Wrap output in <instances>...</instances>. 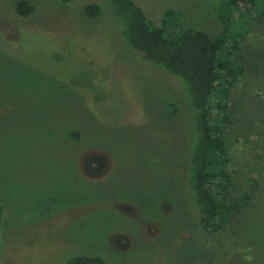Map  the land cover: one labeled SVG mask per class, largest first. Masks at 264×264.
I'll return each instance as SVG.
<instances>
[{"label":"rangeland","instance_id":"374dc122","mask_svg":"<svg viewBox=\"0 0 264 264\" xmlns=\"http://www.w3.org/2000/svg\"><path fill=\"white\" fill-rule=\"evenodd\" d=\"M23 1L33 7L27 16L17 11ZM134 1L157 25L175 9L212 36L220 26L216 0ZM92 2L0 0V264L78 255L264 264L260 12L239 11L237 24L251 23L236 54L246 75L226 101L229 199L238 207L223 229L204 232L188 188L191 112L171 75L144 62L111 18L86 15Z\"/></svg>","mask_w":264,"mask_h":264},{"label":"trees","instance_id":"16d2710c","mask_svg":"<svg viewBox=\"0 0 264 264\" xmlns=\"http://www.w3.org/2000/svg\"><path fill=\"white\" fill-rule=\"evenodd\" d=\"M58 1L70 4L75 0ZM94 1L86 5V15L90 19L111 18L121 40L124 39L144 62L170 74L172 84L179 88L194 122L189 133L190 202L197 208L198 228L204 232L220 231L238 207L229 199L226 101L236 83L246 75V66L236 54L242 52L241 42L251 23L246 21L240 27L237 21L241 9L255 7L260 12L258 21L264 24V0H216L212 13L220 26L214 36L202 31L209 30L205 25L194 21L190 24L195 26L187 25L184 15L175 9L164 11L157 25L134 0ZM32 10V5L26 1L17 6L22 16ZM259 62L263 64V57ZM217 92L220 99L216 100ZM175 107L176 104L171 108ZM2 216L0 207V221ZM66 264L107 263L99 256L78 255Z\"/></svg>","mask_w":264,"mask_h":264}]
</instances>
